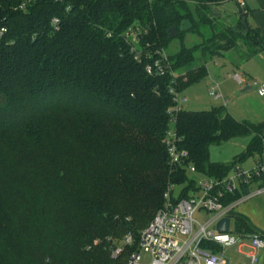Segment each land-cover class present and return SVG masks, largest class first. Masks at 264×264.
Here are the masks:
<instances>
[{
	"label": "trees",
	"instance_id": "obj_1",
	"mask_svg": "<svg viewBox=\"0 0 264 264\" xmlns=\"http://www.w3.org/2000/svg\"><path fill=\"white\" fill-rule=\"evenodd\" d=\"M224 1L0 0V264H128L169 187L194 185L187 165L223 178L264 154V120L239 121L224 105L175 114L186 166L170 162L164 143L172 88L205 77L206 63L243 33L258 45L246 58L264 51L240 2L236 25L213 31ZM184 20L191 29L181 30ZM187 33L200 42L165 58ZM238 137L250 141L232 162L210 159L211 146ZM249 191L242 185L230 200ZM232 215L236 234L264 239Z\"/></svg>",
	"mask_w": 264,
	"mask_h": 264
},
{
	"label": "built area",
	"instance_id": "obj_2",
	"mask_svg": "<svg viewBox=\"0 0 264 264\" xmlns=\"http://www.w3.org/2000/svg\"><path fill=\"white\" fill-rule=\"evenodd\" d=\"M28 2L36 0H27ZM154 1V0H149ZM244 3L240 2V6ZM52 24L56 27L58 19L53 18ZM140 31L130 32V37L134 38ZM166 58V52L162 51ZM154 67L162 70L161 63L155 61ZM148 72H152L153 67L147 65ZM239 82H247V78L240 73H236ZM258 94L264 96V82L254 81ZM175 95V106L170 110V128L167 130L164 143L166 145L169 160L174 165L186 166L189 152L180 147L179 137L174 130L175 114L185 109L180 103L187 101L186 97L179 99V92L171 89ZM210 95L215 99H223L219 84L211 85ZM187 171L197 172L193 164L186 166ZM196 180V178H195ZM264 154L259 157L251 168L234 167L230 173L223 178L208 177L202 181H195L189 187L185 184L178 195H174L175 184L171 185L164 195V206L156 213L151 223L144 229L139 238L138 251L133 252L128 260V264H230L225 258L226 247L240 242L245 236L234 232L231 228L233 212L237 207L248 199L264 193ZM242 185L250 186V191L235 200H230L238 191L242 190ZM186 190L187 195L182 196ZM206 210L209 214L203 222L194 218L195 213ZM224 218L230 219L229 230L223 232L217 229V224ZM229 232H234L238 238L229 237ZM251 246L255 249L264 247V239L258 235L250 236ZM132 236H126L124 244H131ZM204 243L217 245V251ZM120 252H114L116 256ZM142 253L149 255L148 262L142 261ZM257 261L255 255L251 256V263Z\"/></svg>",
	"mask_w": 264,
	"mask_h": 264
},
{
	"label": "rangeland",
	"instance_id": "obj_3",
	"mask_svg": "<svg viewBox=\"0 0 264 264\" xmlns=\"http://www.w3.org/2000/svg\"><path fill=\"white\" fill-rule=\"evenodd\" d=\"M240 0H227L214 5V27L213 31H221L227 26L236 25L240 13L238 2ZM250 25V24H249ZM251 27V26H250ZM205 36L211 35L212 31L209 28L202 30ZM198 35L187 33L181 40L175 38L166 53H175L182 44L190 47L197 42H200ZM253 50H258V45H254L245 34L238 37L237 42L231 48L229 45L224 46L222 54L214 57L206 63L207 75L190 85L186 90L179 92V99L186 97L185 103H180L188 110H208L216 106L224 105L227 111L231 113L239 121H249L259 123L264 120V97L260 96L257 87L254 86V81L258 83L264 82V54L256 53L249 58H246ZM236 73L243 74L248 78V83L239 82L235 75ZM219 84L220 91L223 94V99L215 100L210 95V87L214 84ZM250 87L249 89H245ZM249 137H238L220 145H213L210 148V159L217 163H229L235 157L242 154L248 144ZM258 156L249 158L237 165L246 168ZM189 178H196L197 181H202L208 178L207 175L199 172L187 171ZM185 184H176L174 187V195H178L184 188ZM241 205V204H240ZM236 210H239L237 207ZM209 214L206 210H200L195 213L194 218L199 222H203ZM234 226V221L231 222V228ZM229 237L238 238L234 232H229ZM234 245V244H233ZM226 247L225 257L228 258L234 246ZM233 246V247H232ZM242 261H246L245 255H240ZM150 257L146 253H142V261L148 262Z\"/></svg>",
	"mask_w": 264,
	"mask_h": 264
},
{
	"label": "crops",
	"instance_id": "obj_4",
	"mask_svg": "<svg viewBox=\"0 0 264 264\" xmlns=\"http://www.w3.org/2000/svg\"><path fill=\"white\" fill-rule=\"evenodd\" d=\"M239 2L244 3L241 8L244 13L247 14L248 24H250L252 28L259 29L264 41V0H240ZM259 54H264V51H260ZM246 83H248V80ZM257 159L258 158L246 168L253 167ZM238 207L239 210H237V212L246 216L258 233L264 237V193L248 199ZM250 236L251 235L245 236L240 242L233 245V251L230 252L228 258L225 257L228 263L252 264L251 256L255 255L257 261L254 264H264V247L258 249L253 248L251 246ZM240 255H245L248 260L242 261Z\"/></svg>",
	"mask_w": 264,
	"mask_h": 264
},
{
	"label": "water",
	"instance_id": "obj_5",
	"mask_svg": "<svg viewBox=\"0 0 264 264\" xmlns=\"http://www.w3.org/2000/svg\"><path fill=\"white\" fill-rule=\"evenodd\" d=\"M191 27H192L191 22L189 20H184L181 26V30L186 31L191 29ZM168 33L170 38H174L178 33L177 28L176 27L170 28L168 30ZM245 89H249V87ZM229 224H230V219L224 218L218 222L217 229L223 232H227L229 230Z\"/></svg>",
	"mask_w": 264,
	"mask_h": 264
}]
</instances>
